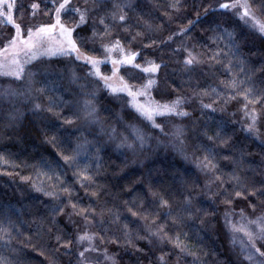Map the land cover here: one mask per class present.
Masks as SVG:
<instances>
[{
	"label": "trees",
	"instance_id": "16d2710c",
	"mask_svg": "<svg viewBox=\"0 0 264 264\" xmlns=\"http://www.w3.org/2000/svg\"><path fill=\"white\" fill-rule=\"evenodd\" d=\"M72 1L88 8L100 4V0H87V3L85 0ZM17 2L27 6L34 0H17ZM172 2L173 0H111V3L127 4L128 7L123 8L121 12L120 9H112L109 3L107 11L115 10L118 14H126L128 23L133 25L132 32L144 34L143 43L155 41L151 49L142 50V56L137 59V63L143 64L144 58H151L157 63L162 61L166 65L161 67L156 78L167 77V82L175 88V91L171 96L163 99H173L176 95L188 98V102L184 105L185 110L190 113L188 117H156L157 123L166 125L165 132H168L173 125L184 126L183 151H180L181 146L171 136L162 135L158 130H154L149 121L143 118L133 119L129 115L130 110L124 107L125 94H120V98H114L105 89L103 81H97L89 76L72 82L67 75L55 72L37 76L36 79L40 82L34 83L33 89L44 87L46 89L44 93L37 96L33 91L32 99L26 100L21 97L13 103L0 104V154L11 162L5 165L0 161V224L10 232V236L0 233V257H6L12 264H69V261L71 264H77L74 252H66L63 248H59L52 235L56 228L63 229L67 225V216L56 217L53 227V223L50 222V218L54 215L51 207L57 201L36 191L31 181L21 179V177L35 178L42 158L51 161L58 159L59 148L46 142L53 131L50 127V114L33 111V103L46 106L49 96L62 98L66 102L61 104L57 111L74 119V124L68 126L73 144L77 142L76 137L92 142L93 146L89 148L86 159L93 166L94 172L96 165L99 164L96 181L105 186L107 192L99 200L93 198L90 201L78 185L76 191L80 197H83V204L92 203L97 213L100 212V205L104 204L107 208L118 210L122 217H127V207L133 206L132 202L138 204L144 199L151 202L149 186L168 199L174 211L181 207L183 197L187 195L186 188L190 187L193 181L200 185L205 181L204 175L195 166V158L203 155L202 146H212V142L206 139L205 133L214 135L217 130H220L225 138L231 137L230 148L223 151L217 149V151L221 156L232 155L234 160L239 161L237 166L223 159L219 160L222 171L227 174L236 168L238 174L248 181L264 180V124L258 125L259 131L256 135H250L243 130L248 121L241 112L237 111L242 100L225 106L222 100H217L216 96L211 94L212 88L223 90L221 81L230 79L233 73H239V68L236 67L238 60L243 61L242 66L253 77L255 87L264 88V70H262L264 69V35L238 19L231 10L219 9L220 0H180L178 11L169 7ZM249 2L251 3L252 0ZM257 4H253V7L256 8ZM43 7L44 5L41 4V9ZM257 14L261 15L258 10ZM15 15L18 18L20 13L17 12ZM102 15H104L103 11L92 12L89 23H92V20L98 21ZM24 18L29 19L27 14ZM74 19H78V16ZM189 21L193 23L189 24ZM32 22L50 23L52 19L38 12L36 20ZM105 23L110 24L114 34L124 27L122 24L112 23L110 18ZM216 23H220L229 32H234V38L240 48L235 57L229 55L227 35L219 29L215 32L212 30L216 27ZM181 28H188L189 31L169 41L168 37L178 33ZM100 29L103 30L102 26ZM12 32L11 25L0 21V37ZM216 35L224 38L211 39ZM181 45L188 48L195 46L197 51L205 53L206 63L198 65L191 72L185 70L182 63L183 54L174 51ZM131 48L133 51L138 50L140 41L138 40ZM217 48L223 53L218 57L219 63L208 61L207 57ZM96 55L100 54L96 53ZM57 59L65 58H52L53 61ZM229 60L233 61V67L231 72H226L224 66ZM53 67L59 65L54 63ZM73 67H76L81 76L89 71L88 67L82 64ZM101 68L103 72H110V65L108 67L102 65ZM144 78L148 79L147 74ZM85 83L89 85L86 90L96 92L95 105L98 116L103 122V128L108 130L116 127L123 133L125 124L135 123L151 137L143 148L137 147L135 151L117 148L119 140H109L101 131L100 124L91 125L82 118L77 119L73 116V113L79 110L78 101L84 99L80 95L82 91L80 85ZM9 85L17 89L22 88V85L13 79L0 77V88ZM204 90H207L209 95H199ZM194 92L197 93L196 96H193ZM153 95L161 100L160 96L155 93ZM201 100L205 104H212L215 111L202 108ZM13 110L17 113V119L9 121L8 114ZM77 128L79 131L75 130ZM58 135L61 140L65 139V133L61 132ZM97 148L100 149L99 152L96 151ZM13 164L15 167L12 166ZM74 170L72 167L64 169L69 183L73 182ZM224 178L227 179V175ZM125 202L129 203L125 204ZM252 202L257 204L255 213L250 208H246L245 211L249 218L254 219L256 215L264 213V204L255 199ZM235 208L238 212L241 208H245V205L238 203ZM193 209L191 217L186 218L182 227L172 228L170 231V235L173 236L180 234L179 240L184 247L183 252L171 241L154 240L152 245H148L145 241H137L138 246L144 250L138 253L132 247L125 246L122 239L119 246L107 245L108 254L114 258L115 264H160L157 258L161 254H165L167 264H242V261L243 264H249L243 259L247 253L241 251L238 233L235 234L236 242L233 243V233L225 225L226 209L220 200L209 201L207 195L197 194L193 199ZM195 209L202 210L197 212ZM167 211L166 208L159 209L161 221L166 219L164 213ZM108 218L106 212L105 219ZM74 219L79 222V218ZM96 219L98 220L99 216ZM234 220H239V217H234ZM38 223H43V227L38 228ZM136 227L135 224L130 225L132 229ZM50 228L52 233L48 231ZM76 228L77 226H68L67 231L70 236L74 237L77 234ZM97 230L95 226L88 229L89 232ZM95 243L99 244V241ZM257 246L260 247L259 243ZM79 250H81L79 247L75 249V251ZM261 250L264 251V248Z\"/></svg>",
	"mask_w": 264,
	"mask_h": 264
},
{
	"label": "snow or ice",
	"instance_id": "6c2138e0",
	"mask_svg": "<svg viewBox=\"0 0 264 264\" xmlns=\"http://www.w3.org/2000/svg\"><path fill=\"white\" fill-rule=\"evenodd\" d=\"M109 3L111 0H100L98 6L81 8L73 6L72 0H34L27 6L18 3L17 0H0V17H3L4 21L13 28L11 34L0 37V76L11 78L22 85L21 89L10 85L0 88V104L13 103L21 97L26 100L32 99L34 98L33 91L37 96L44 93L46 91L44 87L33 89L34 83L40 82L36 79L39 75L55 72L67 75L72 82L91 76L97 81H103L105 89L114 98H120V94H126L123 97L126 101L124 107L130 110L129 115L133 119L143 118L149 121L154 130H158L162 135L171 136L181 146L180 151H183L184 126L173 125L168 132H165L166 125L156 123L155 118L188 117L190 113L184 108L188 98L176 95L173 99H163L171 96L175 91V88L167 82V77L156 78L161 67L166 65L162 61L157 63L151 58H144L143 64L136 62L138 58H141L142 50L151 49L155 41L143 43L144 34L132 32L133 25L128 23L126 14H118L115 10L107 11ZM41 4L44 5L43 9H41ZM253 4H257V0H252L251 3L249 0H226L219 4V9L232 10L238 19L250 24L253 29L264 35V18H262L264 17V0H258L256 8ZM111 7L120 9L122 12L123 8L128 5L111 3ZM169 7L178 11L180 0H173ZM257 10L260 16L257 15ZM94 11H103L104 15L100 16L98 21L92 20V23H89L91 13ZM17 12L20 13L18 18L15 15ZM38 12L49 16L52 22H32L36 20ZM25 14L28 15V20H25ZM76 16L78 19H74ZM109 18L112 23L124 25L117 34L111 31L109 23H105ZM192 23L189 21V24ZM100 26L103 28L102 31ZM217 29L227 35L229 55L235 57L240 48L234 38V32H229L220 23H216V27L212 30L215 32ZM187 31H189L188 28H181L178 33L169 36L168 40ZM223 38L221 35L211 37L215 40ZM138 40L140 48L133 51L131 46ZM174 51L183 54L182 63L188 72L206 63L205 53L197 51L195 46L188 48L181 45ZM222 54V50L217 48L207 57V60L219 63L218 57ZM54 57L65 59L53 61ZM54 63L59 67H53ZM79 64L88 67V73L83 76L79 75L76 67H73ZM101 65L105 67L110 65L111 74L104 75L101 72ZM242 65L243 61L238 60L236 67L239 68V73H233L230 79L221 81L223 90L212 88L211 94L215 95L217 100H222L225 106L242 100L237 111L241 112L244 119L248 121L243 130L250 135H256L259 131L258 125L264 124V88L255 87L253 77ZM224 67L226 72H231L233 61L229 60ZM145 74L149 77L148 79L144 78ZM240 76L244 78L241 79ZM80 88L82 89L80 95L84 99L78 101L80 107L77 112L73 113V116L77 119L82 118L91 125L100 124L101 131L108 136L109 140H119L117 148H128L135 151L137 147L143 148L146 141L151 139L143 129L131 122L124 125L123 133L116 127L105 130L95 105L96 92L86 90L89 88L87 83L80 85ZM153 93L160 96L161 100H157ZM196 95L197 93L194 92L193 96ZM199 95L207 96L209 92L204 90ZM61 104H66V102L62 98L51 96L48 97L46 106L33 103V111H44L51 116L50 127L53 131L46 142L59 148L58 159L51 161L42 158L35 178L21 177V179L31 181L36 191L57 201L51 207L54 215L50 218V222L53 223V227H55L56 217L67 216V225L63 229L56 228L55 233H52L51 228L48 231L54 236L59 248H63L66 252H74L77 264H90L86 255L90 252L96 253L97 259L102 257L105 262L112 261V264H115L114 258L108 254L107 245L119 246L122 239L125 246L132 247L138 253L144 250L138 246L137 241H145L148 245H152L154 240L171 241L183 252L184 247L179 240L180 234L173 236L170 235V231L172 228L182 227L186 218L191 217L194 210L193 199L197 194L207 195L209 201H221L226 209L224 212L225 225L233 233V243L236 242V233H243L247 238V242L240 241L241 251L247 253L243 258L244 261H248L249 264H264V251L261 250L264 248V213L250 219L245 211L246 208H250L255 213L257 204L252 202L253 199L264 204V180L248 181L238 174L236 168L227 174L222 171L218 162L221 159L230 164L239 165V161L234 160L232 155L221 156L217 151V149L223 151L230 148L231 137L225 138L220 130H217L214 135L205 133L206 139L212 142V146H202L203 155L195 158V166L204 175L205 181L203 185L193 181L191 186L186 188L187 195H184L181 207L175 211L168 199L149 186L148 193L152 197L151 202L146 199L138 204L135 201L132 202L133 206L127 207V217H122L118 210L114 211L104 204L100 205V212L97 213L92 203L83 204V197L78 195L76 189L77 185L83 189L84 196L90 201L93 198L99 200L107 192L105 186L96 181L100 166L97 164L94 172L93 166L87 162L86 154L93 146L92 142L76 137L77 142L73 144L68 126L74 124V119L57 111ZM201 107L215 111L212 104H205L202 100ZM7 118L9 121H15L17 113L13 110L9 112ZM118 119L123 118L118 117ZM75 130L79 131L78 128ZM61 132L66 134L64 140H61L58 135ZM96 151L99 152L100 149L97 148ZM0 161L5 165L11 163L2 154H0ZM12 166L15 167L14 164ZM68 167L75 169L72 173V183L66 179L64 169ZM225 175L227 179L224 178ZM128 203L125 202V204ZM238 203H243L245 208L237 212L235 205ZM163 208L168 211L164 213L166 219L161 221L159 209ZM201 210L195 209L197 212ZM106 212L109 217L107 220L105 219ZM97 216H99L98 220ZM237 216L239 220H234ZM74 218H79V222ZM132 224L137 227L130 228ZM68 226H77V234L74 237L69 235ZM93 226L98 230L89 232L88 229ZM37 227L42 228L43 223H38ZM0 233L10 236L8 228L2 224H0ZM96 241H99V244L95 243ZM85 242L89 247H83ZM258 243L260 247H257ZM77 247L81 250L75 251ZM157 259L160 264H167L165 254H161ZM0 264H12V262L6 257H0Z\"/></svg>",
	"mask_w": 264,
	"mask_h": 264
},
{
	"label": "rangeland",
	"instance_id": "374dc122",
	"mask_svg": "<svg viewBox=\"0 0 264 264\" xmlns=\"http://www.w3.org/2000/svg\"><path fill=\"white\" fill-rule=\"evenodd\" d=\"M224 2H226V0H220V3H224ZM72 4H73V6H75V7H81V8H83L82 6L73 3V1H72ZM84 7H85V6H84ZM231 12H232V10H231ZM232 13H233V12H232ZM257 15H258V14H257ZM258 16H259V15H258ZM0 21H1V22H5L3 17H0ZM241 21H243V20H241ZM243 22L245 23V21H243ZM5 23H6V22H5ZM245 24H246V23H245ZM247 25L251 27L250 24H247ZM114 55H116V54L114 53ZM136 62H137V61H136ZM101 67H102V65H101ZM101 72H102L104 75H110V74H111L110 72H103V71H102V68H101ZM0 77H2V76H0ZM148 78H149V77H148ZM125 95H126V94H125ZM156 99H157V98H156ZM157 100H158V99H157ZM155 120H156V118H155ZM156 123H157V122H156ZM250 219H251V218H250ZM253 230H254V229H253ZM238 239H239V241L244 240L245 242H247V238L244 236L243 233H238ZM83 247H85V248L89 247L88 243L85 242L84 245H83ZM257 247H258V246H257ZM86 255H87L88 258H89L90 264H97V263H99V264H111V261L105 262V261L103 260L102 257H100L99 259H97V255H96V253H91V252H90V253H87Z\"/></svg>",
	"mask_w": 264,
	"mask_h": 264
}]
</instances>
